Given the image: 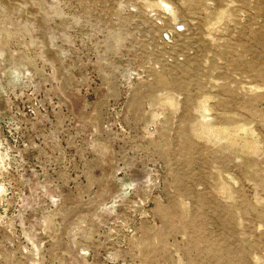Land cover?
<instances>
[{"label":"rangeland","instance_id":"rangeland-1","mask_svg":"<svg viewBox=\"0 0 264 264\" xmlns=\"http://www.w3.org/2000/svg\"><path fill=\"white\" fill-rule=\"evenodd\" d=\"M168 1L0 0V264H264V0Z\"/></svg>","mask_w":264,"mask_h":264},{"label":"built area","instance_id":"built-area-1","mask_svg":"<svg viewBox=\"0 0 264 264\" xmlns=\"http://www.w3.org/2000/svg\"><path fill=\"white\" fill-rule=\"evenodd\" d=\"M107 2L104 8L110 17L122 11L127 16L132 15V34L136 35L137 39L149 40L152 39L155 43H171L175 34L184 31L185 24L181 23L176 17V7L168 0H104ZM117 1V2H116ZM135 1V3H134ZM116 3L117 5H115ZM75 12L67 13L68 17L78 14L80 9L77 7ZM139 15L146 16L149 20L142 18L139 20ZM128 30V29H126ZM158 45V44H157Z\"/></svg>","mask_w":264,"mask_h":264}]
</instances>
